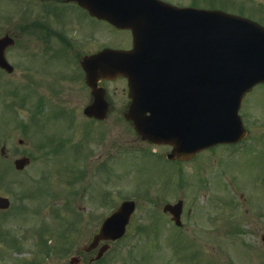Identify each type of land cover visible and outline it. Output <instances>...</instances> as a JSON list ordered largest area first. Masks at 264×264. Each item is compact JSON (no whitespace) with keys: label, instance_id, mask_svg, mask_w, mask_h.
I'll return each mask as SVG.
<instances>
[{"label":"rangeland","instance_id":"1","mask_svg":"<svg viewBox=\"0 0 264 264\" xmlns=\"http://www.w3.org/2000/svg\"><path fill=\"white\" fill-rule=\"evenodd\" d=\"M172 1L187 4L194 0ZM199 1L207 7L212 0ZM222 1L229 7H237L238 0ZM21 5L19 0H0V15L13 16L23 8ZM4 24L0 31L19 29L20 22L12 19ZM25 34L19 42L28 44ZM130 42L128 30L96 19V47L123 48ZM18 48L9 49L11 61L17 59L14 53ZM20 69L23 68L7 75L0 70V90L5 88L0 95V150L5 149L3 154L0 151V170L5 169L6 178L18 182L12 189H17L20 206L24 207L20 217L0 223L4 230H10L7 236L3 235L5 231L0 233V264H71L73 256L79 260L78 264H264L263 83L246 95L241 110L243 116L246 113L252 132L250 141L256 142L218 145L188 163L165 157L171 145L143 142L132 122L125 118L127 110L123 109L129 96L124 77L103 83L112 102L104 120L84 116L86 91L81 97V93L76 94L70 88L69 105L76 103L71 98L75 94L79 99L76 105L80 107L83 103V110H68L70 115L78 113L76 126L64 128L66 122L58 121L49 126L58 132L67 150L77 147L84 156L75 158L71 154L66 160L62 155L56 160L54 156L36 157L23 171H17L15 159L23 152L30 155L37 150V155L40 149L35 135L15 127L21 118L30 123L31 115L28 97L18 96L24 94L25 84L28 85V78H21L25 74H20ZM3 96H12L14 108L19 109L5 106ZM20 138L24 139L22 145L18 142ZM15 146L21 147L19 153L15 152ZM67 160L77 170L88 165L86 182L73 180L66 169ZM7 184L11 186V182ZM73 188L77 190V199L72 196ZM56 192L59 194L54 195ZM133 193L141 198L137 199L128 235L111 242L101 260L92 261L99 249L86 253L84 246L91 242L103 219ZM46 194L51 195L43 198ZM70 198L74 200L64 207L63 201ZM181 198L185 205L183 224L179 226L163 207ZM40 205L42 210L37 208ZM47 228L51 250L41 247L35 232H45ZM103 243L109 245L102 239L100 244Z\"/></svg>","mask_w":264,"mask_h":264},{"label":"water","instance_id":"2","mask_svg":"<svg viewBox=\"0 0 264 264\" xmlns=\"http://www.w3.org/2000/svg\"><path fill=\"white\" fill-rule=\"evenodd\" d=\"M79 1L134 34L132 50L107 48L88 59L95 101L86 108L87 114L105 118L108 113L105 89L98 80L126 75L133 99L126 118L144 138L173 144L170 158L187 159L244 136L239 108L245 94L264 81V27L221 10L178 8L158 0ZM10 41L0 39V64L8 68L4 51ZM27 162L19 159L17 166ZM133 210L134 202H124L87 249L102 238L122 235ZM164 210L180 223L182 201L167 204ZM106 248L101 247L98 255Z\"/></svg>","mask_w":264,"mask_h":264},{"label":"flooded vegetation","instance_id":"3","mask_svg":"<svg viewBox=\"0 0 264 264\" xmlns=\"http://www.w3.org/2000/svg\"><path fill=\"white\" fill-rule=\"evenodd\" d=\"M19 1L23 8L16 11L13 16L4 17L0 15V29L6 25L2 26L4 21L9 23L12 19L20 22L18 24L19 29L16 27L13 29L6 28L0 31V36L11 35L15 40L6 48V55L9 60V49L19 47L14 53L17 55V59L10 60L14 66L11 73L22 67L20 74L24 73L25 75L21 78H28V85L25 84L24 94L17 95L21 98L28 97V106L31 112L29 115L30 124L33 126L32 129L30 128V135H35L40 148L38 149V156L35 154L37 150L34 151V156L49 159L57 152V147L60 149L61 144H63L62 140L58 139L60 137L58 132L52 130L49 125L55 121H66L63 125L65 127L68 125V119L70 125L76 123L77 117L69 118L68 110H83L81 108L83 103L80 107L76 105L79 101L76 97L77 93H81L82 97L86 91L87 104L94 99L92 88L87 83L85 64L88 57L94 56L100 50V47H96L97 18L96 15L82 7L77 0ZM223 6L222 8L227 11L249 17L264 25V0H238L237 7H229L225 4ZM24 33L29 39L28 44L19 42ZM132 44L133 42L127 48H130ZM26 55L28 59H24ZM0 70L5 75L11 74L1 67ZM102 81L107 82L109 80ZM70 88L76 91V94L71 96L76 103H71V106L68 101ZM26 92L28 93L26 94ZM17 97L15 95V98ZM4 102H6L5 98ZM128 103L123 110H128ZM72 114L77 115L76 113ZM91 118L96 120L95 117ZM73 120L75 123L71 122ZM61 147L65 148L64 145ZM70 151L62 152L65 160L68 155L71 157V154L75 158L79 157V150L74 148ZM66 163V169L68 168V171L72 173L74 181L84 177L82 170L79 168L77 170L74 165H69L68 160ZM93 167L96 168V162ZM71 191L72 196L76 195L74 198L77 199V190L73 188ZM0 195L10 199V206L0 208V216L6 217L0 219V223L4 220L10 221L20 217L21 206L17 189H14L13 192V189L6 190L5 187H0ZM49 195L51 194H46L43 198ZM74 198L63 201L64 207H68Z\"/></svg>","mask_w":264,"mask_h":264}]
</instances>
